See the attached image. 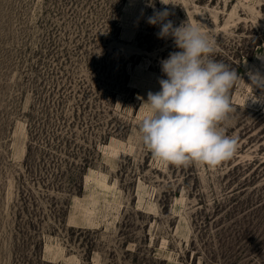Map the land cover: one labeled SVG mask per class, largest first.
<instances>
[{"label": "rangeland", "instance_id": "1", "mask_svg": "<svg viewBox=\"0 0 264 264\" xmlns=\"http://www.w3.org/2000/svg\"><path fill=\"white\" fill-rule=\"evenodd\" d=\"M76 2L0 0V264H264V100L246 74L264 0ZM164 9L243 79L221 125L237 150L214 168L164 164L139 138L179 51L148 23Z\"/></svg>", "mask_w": 264, "mask_h": 264}, {"label": "clouds", "instance_id": "2", "mask_svg": "<svg viewBox=\"0 0 264 264\" xmlns=\"http://www.w3.org/2000/svg\"><path fill=\"white\" fill-rule=\"evenodd\" d=\"M169 15L164 9L148 17L149 24L160 25L158 37H171L179 51L160 61L167 78H160V91H149L142 102L147 110L137 125L139 138L159 162L214 168L237 150V138L227 136L221 125L234 111L230 92L243 79L236 68L212 58L215 40L200 25L187 21L174 26ZM256 58L261 65L248 68L251 83L247 85L252 93L254 88L261 89L262 96L252 94L247 101L260 103L264 100V55Z\"/></svg>", "mask_w": 264, "mask_h": 264}, {"label": "trees", "instance_id": "3", "mask_svg": "<svg viewBox=\"0 0 264 264\" xmlns=\"http://www.w3.org/2000/svg\"><path fill=\"white\" fill-rule=\"evenodd\" d=\"M119 1L120 0H118V2L117 3H119ZM121 1H124V0H121ZM73 2V4L75 3V4H77V2H76V0L75 1H73V0H71V3ZM113 5V11H114V13L117 11V6H118V4H116V1L112 4ZM114 22H115V24H117L118 23V21H116V18L114 19ZM81 173H84L82 170L80 171ZM80 179H82V176L80 177V175H78L77 176V179H71L70 180V182H69V184H70V187H68L71 191L72 190H75V189H79V186L81 185L80 183H81V181H80Z\"/></svg>", "mask_w": 264, "mask_h": 264}]
</instances>
